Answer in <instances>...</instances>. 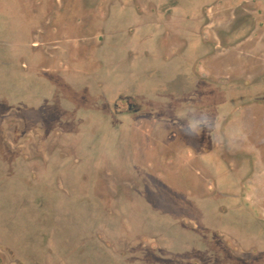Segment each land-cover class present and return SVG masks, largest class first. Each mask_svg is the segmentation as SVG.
<instances>
[{
    "label": "rangeland",
    "instance_id": "1",
    "mask_svg": "<svg viewBox=\"0 0 264 264\" xmlns=\"http://www.w3.org/2000/svg\"><path fill=\"white\" fill-rule=\"evenodd\" d=\"M186 1L180 2V9L191 12L204 2ZM22 2L0 0V91H9L0 92V247L9 244L15 255L20 253L32 264H191L188 259L192 257L187 255L196 254L200 255L196 264H264V77L257 81L239 75L216 77L211 85L203 83L199 90L187 92L181 101L169 96L167 84L175 65H156L153 52L147 55V49L136 45H146L143 31L148 24L143 22L147 17L143 7L148 5L144 0L131 2L143 15L130 4L128 8H111L112 0H64L63 5L53 0L50 7L56 15L49 28L58 40L54 45L61 50L69 48L71 55L57 66L49 63L47 71L36 69L31 63L34 55L27 48L31 49L35 29H41L46 19L36 21L24 12L29 8ZM69 2L71 15L66 6ZM208 3L220 10L231 5L225 8L226 15L231 13L236 19L244 5L247 9L252 7L245 0ZM152 4L159 9L169 2ZM84 6L101 27L91 24L92 19L87 22L91 26L84 25L87 12L81 13L79 8ZM219 25L213 30L222 40L223 25ZM153 27L151 43L162 38L158 34L160 27ZM129 37L134 38L135 49L129 46ZM239 39L235 37L230 44ZM40 42L45 45L40 49L43 53L49 43L42 39ZM168 53L165 50V55ZM146 65L149 87L142 93L137 82L133 86L131 82ZM235 67L240 69L238 63ZM30 75H44L54 81L44 89L45 94L49 91L48 99L38 101L50 116L53 113L76 119L99 118L102 109L101 123H64L59 131L70 144L65 148L69 155L75 156L73 148L77 144L86 151L87 167L94 158L98 170L103 164L104 172L112 170L109 165L132 172V176L124 178L130 186L120 187L123 193L118 197L119 183L104 178L102 195L112 197L111 205L106 203V207L112 208L111 214L118 218L117 228L104 223L103 218L109 214L106 207L82 201L83 195L79 194L87 190L90 178L85 179L79 167L61 166L62 171L72 173L75 191L71 189L70 199L63 198L53 192L59 186L57 177L56 182L55 177L46 176L45 182L33 183L45 169L32 163L31 141L21 148V153L12 151L15 136L25 134L20 125L31 121L34 115L30 110H12L17 108L9 106H18L20 99L10 91L15 90L22 77ZM130 88L137 89L138 98L142 94L148 105L149 118L141 119L139 130L131 127L138 123L136 119L121 121L105 114L114 105L111 98L120 91L126 95ZM180 102L184 107L177 111ZM251 109L255 113H250ZM229 121L231 137L239 146L252 150L250 153L230 149L233 145L228 140ZM148 122L159 123L163 129L149 132L147 128L152 124ZM194 122H198L200 131H192L190 124ZM46 131L51 136L57 132ZM166 140L171 141L172 148L176 145L177 153L162 156L161 164L148 147L140 148L145 141L158 147ZM92 143L96 145H88ZM201 143L214 151L203 158L189 159V151L195 155V147ZM107 161L112 163L108 165ZM177 170L180 175L174 173ZM50 180L53 188L47 186ZM140 232L154 238L147 245L159 250L145 252L141 246H129L128 241L118 243V247L111 241L100 242L103 235L111 240V236L135 235L137 244ZM165 239L168 248L160 249ZM97 240L99 245L90 242ZM46 246L52 248L50 255L44 252ZM131 255L135 256L134 261L126 258Z\"/></svg>",
    "mask_w": 264,
    "mask_h": 264
},
{
    "label": "crops",
    "instance_id": "2",
    "mask_svg": "<svg viewBox=\"0 0 264 264\" xmlns=\"http://www.w3.org/2000/svg\"><path fill=\"white\" fill-rule=\"evenodd\" d=\"M144 1L148 6L143 7V11L147 15V17L144 18L143 22L148 24L149 29L147 28L143 31V40L146 45L142 47L141 45H139V42H137L139 44L136 45L140 46L145 51L147 49V55L148 53L153 52L154 59L156 60V65L163 66L169 65V63L175 65L176 68L173 71V76L169 79V82L176 80L178 77H183L185 79L183 81L184 88L187 87V83L189 82L195 84L199 90L203 83H208V85H211V82H213L216 77L223 78L239 75L246 76L247 78L254 79L255 81L261 79V77H264V0H245L246 4L249 3L248 6L252 5V7L250 9H247V6L244 5V7L241 9V13L238 19H236L235 16H231V13L228 14V16L226 15L227 10L225 8L228 6L223 7L222 10L217 9V7L213 9L208 6V0H204L202 4L193 7L192 12L190 10H184L183 8V10L180 9V2L182 0ZM188 1L198 2L199 0H187L186 2ZM152 2H159L161 5L169 2V5L157 9V6H154ZM227 2H229L230 4V0H227ZM130 5L134 6L135 4L132 3ZM130 5L126 7L118 6L117 8H128L130 7ZM230 6L231 5H229L228 8H230ZM135 8L137 9V7ZM143 11L137 9L138 14L140 15H143ZM24 12H29L28 14L32 15L36 21L42 20L41 18L45 16V14L43 13L44 11H42L41 9L36 10V12H33V9H24ZM216 19L222 20L220 21V23H218L217 21H215ZM94 24L95 27H101L98 25V22H95ZM219 24L223 25L222 30L220 31L222 40H218L220 38L219 36H217V34L214 33L213 30L214 28H218ZM155 25L160 27L158 34L161 35L162 38L154 39V43H151V35L152 33H155V30H153L152 28H154L153 26ZM40 32V28H38V30L35 29L34 36ZM235 37H239L240 39L238 40V42L230 44ZM36 39H32L33 42L30 45L31 49L27 48V50H31L34 55V59L33 61H31V63L36 67V69L42 68L43 70L47 71L50 69L49 63H53L57 66L62 63L63 59L70 58L69 54L65 58V56L63 55L64 52H61L60 49H58L59 51L57 52L58 57H56L55 53H52L51 51L45 54L35 53L33 51V45ZM127 40L129 41V46L132 47V49H135L134 46L136 42L134 38L129 37ZM165 50H168L169 52L167 55H165ZM147 58L150 60L149 56ZM236 63L240 65V69L238 71L235 67ZM45 65H47V68ZM147 66L148 65H146V68L137 71L138 75L136 77H133V80L131 82L132 86L137 82L138 90H148L149 79L146 76V70L149 69L147 68ZM52 83H54V81L50 77H46L44 75H30L29 77H22V79L18 83H16L15 90L10 91L14 92V96L20 99L17 104L18 106L10 108H17L12 110H16L18 113H24L30 110V114L34 115V117L32 116L33 119H31V121L37 120L38 123L43 124L41 125L42 127L47 130L51 129L52 131L60 129L61 126L64 125V123L86 124L102 122V117H84L83 119H76L71 115L54 116L53 113L52 116L48 115L45 111H43L42 104H40L38 101L43 100L44 98L48 99L49 91L47 94H45L44 89L50 87ZM7 91L8 90L0 92ZM122 94L124 95L125 93L122 91H120L118 94L116 93L111 98L112 103L117 104V102L121 99ZM234 94L235 93H233V96L235 97ZM126 95H130V93L126 91ZM184 95H186V93ZM184 95H182V97ZM256 103L257 102H255V104ZM251 108H253V106ZM100 111L102 112V109H100ZM250 113L253 114L255 113V111L251 109ZM230 121L227 125L229 145H233L230 147V149L232 148V151L236 152L250 153L252 150L248 149V147L245 148L239 146L238 141L234 140V138L231 137ZM148 124H152L147 128L149 132H156L163 129L161 127H158L159 125H161L159 123L148 122ZM142 125V122H140L137 124H132L131 127L133 129L137 127V129L135 130H139ZM51 138L52 137L49 134L47 139L50 140ZM57 143L60 142L57 141ZM62 144H64L63 141ZM154 144L156 143L152 141H145V143H143L140 148H144L145 146L146 148L148 147V152L155 155V158L159 164L163 162L162 156H165L168 153H177V149L175 147L176 145H173L172 148L170 140L160 142L158 147H156V145ZM55 145L56 142L53 144V146ZM88 145H96V143ZM76 146V151L82 153V155H79L78 157L81 161L79 165L75 166V162L71 158H60L59 152L57 150H54L53 155H51V157L49 158V165H51L50 168H54V165L58 164H67L72 165V167L70 168L79 167L83 172L93 170L94 175H97V160L94 158L90 159L89 165L87 167L88 159L85 155L86 151L81 148L80 144H77ZM209 150L211 149H208V144H198L195 147L196 154L194 155L193 151H189L188 158H193V156L203 158L205 157V155H207ZM35 162L36 160L32 158V163ZM100 163L103 162L101 161ZM111 163V161L106 162V164L108 165ZM102 166L103 164L99 165V170L101 171L104 170L103 168L101 169ZM109 166L111 169H116L111 165ZM52 172L54 173L45 170L42 173L41 178H43V176L53 178L57 176L55 171ZM174 173L176 175L181 174L178 170ZM71 174V172L66 173V176L64 177H68ZM40 183L41 182L39 181L37 182V184ZM47 186L53 188V180H50L47 183ZM68 188L72 189L73 192H75L73 187L68 185ZM57 190L53 188V192H55L57 195H59L58 193H60L61 197H63L60 189L57 188ZM163 243L164 248H168V239H165ZM196 249L198 250V248ZM187 256L192 257L188 259L191 264H196L195 260L199 261L200 258L199 254H196L195 256Z\"/></svg>",
    "mask_w": 264,
    "mask_h": 264
},
{
    "label": "flooded vegetation",
    "instance_id": "3",
    "mask_svg": "<svg viewBox=\"0 0 264 264\" xmlns=\"http://www.w3.org/2000/svg\"><path fill=\"white\" fill-rule=\"evenodd\" d=\"M22 1H23L21 3L22 6H24V4H25L29 9L34 8L33 12H36V10L41 9L42 11H44L43 13L45 14V16L42 19H46V22H43L44 24L40 29L41 32L38 34L35 33L36 34L35 39H36V37H37V39L35 40V43L33 45V48H34L33 51L35 53H41V54H45V53L51 51L52 53H55L56 57H58L57 52H53V50L60 49L58 46L54 45V44L58 43V40L55 38V36H56L55 31H53L52 29L49 28L50 21L56 15V13L54 11H52L51 7H50V2H53V0H22ZM98 1H99V3H102L103 0H98ZM113 1H114V3H112ZM133 1L132 0H130V1L124 0V2H127V3L122 4L121 0H112V2H110L109 6L111 8L118 7V6L126 7L129 4H131V2H133ZM33 2H34V4H33ZM63 2H64V0H56V3H62V5H63ZM31 3H32L33 7L31 6ZM70 4H71V2L66 4V6L68 7V12H69L68 15H71V12H72V10H70V8H69ZM79 8L81 10V13L87 12V15L85 16V19H86L85 24H84L85 26H90L91 24H93L97 21V19L93 18L91 16V13H89L86 10L85 6L79 7ZM139 10H140V8H139ZM90 19H92V20H90ZM89 20L92 21L91 24H87V22ZM207 23H208V21H207ZM41 39L43 41L49 43V45H46V48L44 49L43 53L40 52V49L45 45H43L44 43L40 42ZM37 50H39V51H37ZM69 50H70L69 48H63L61 50V52H64L63 55L65 56V58L68 56V54H69V56L71 55L70 54L71 52L69 53ZM167 85H168V89H167L166 94L175 98L177 101H181L179 99L185 93L190 92V91L194 92V91L198 90V87L195 84H192L189 82L187 83V87L184 88V82L181 80V77H178L176 80L169 82ZM47 87H48V85H47ZM136 91H137V89L130 88L129 89L130 95H123L121 97V99L117 102V104L113 103L114 104L113 106L108 107L110 112H106L105 114L110 115V117L112 119L121 120V121H123V120H135L136 119L138 121V123L142 122V120H141L142 118H145V117L149 118L146 116L147 110H148L147 109L148 105H146L144 103L143 97L141 96L142 94L138 98ZM139 91H142V90L140 89ZM143 92L144 91H142V93ZM12 95H14V94H12ZM0 104H1V102H0ZM9 107H12V104ZM176 107H178L177 111H179V110H183L184 106L180 102L179 106H176ZM99 116L103 118L102 112L100 113ZM29 122H31V124H29ZM41 125H43V124L38 123L37 120L27 121V123L23 122L20 125V129H21V132L25 133V134H22V137L15 136V140L11 144L12 145V151L14 153L15 152L21 153V148L28 146L29 145L28 142L31 141L32 144L29 145V147L31 148L32 154L34 155L33 159L36 160V162L38 161L36 164L38 166H40L41 168L47 170L48 172L54 173L52 171H55L57 176H55L54 182H56V177H57V180L59 183L58 188L60 189L63 197L70 199L73 195V192H71V189L68 188V185L74 188V183H72V181H74V180L71 176L63 178V176H66V173H70V172L69 171L68 172L62 171L61 170V166H62L61 164H58V166H59L58 169H56V165H54V168H50L51 165H49V163H50L49 158L51 157V155H53L54 150H57L59 152L60 158H62V157L71 158L75 162L74 163L75 166H77L81 162L80 158H78V157H79V155H82V154H79V155L77 154L78 152L76 151V149H77L76 145L73 148V151L75 152V156L69 155L68 152L65 151L66 146H70V144H68L69 142H67V141H65V139H63L62 136L64 135V133L63 132L60 133V131H59L61 128L58 130H55V132L56 131L57 132L54 133L53 136H51L52 138L50 140H48L47 138L49 136V132H47L46 131L47 129H45ZM17 137H18V140H16ZM57 141H59L60 143H57ZM62 141L64 142V144H62ZM55 142H56V145L53 146V144ZM213 151L214 150H209L208 153H211ZM232 152H234V151H232ZM70 166L72 167V165H70ZM34 172L36 173L37 170L34 169ZM81 173L85 179L90 178V185H89V187H87V190H82V192L79 194V195H83L82 201L87 202L88 204H91V206H94V207L99 206L102 208L107 206L106 203L108 204V206H110L112 203V202H109L110 200H112V197L109 198L108 195L107 196L102 195V186H103V184L106 183L104 178H107V179L112 178L113 180H115L119 183L118 187H116V192H117L116 197H118V196H122L121 193H123V191H120V187L125 188L126 186H130L129 182L125 181L124 178L132 176L131 175L132 172L129 169L121 170L118 168L108 170L107 172H104V170H102V171L98 170L97 175H94L93 170H89L86 172L81 171ZM103 173H107L108 175L103 176ZM45 177L46 176H43V178H41V175H39V173H38V175L35 176L33 183L37 185V182L38 181L42 182V180H44ZM67 180H68V182H67ZM44 182H45V180H44ZM105 190H106V187H105ZM108 192H110V191L108 190ZM234 196L238 197V195H234ZM104 209H106L108 211V212L107 211L106 212L109 213L107 215L105 214L106 219L103 218L104 223L109 222L110 224H112L113 226H115L117 228L118 227V218L113 216V214H111L112 212H110V209H112V208L109 209V207H106ZM139 235H140V237H139L137 244L134 243L135 239L133 237L136 238L135 235H117L116 237L111 236L112 240L110 239V237L103 235V236H100L101 237L100 242L109 243V241H111V243H115V247H118V243L123 242V241H128V243L130 244L129 246H133L134 248L136 247V249L141 246L145 252L154 251L156 249L159 250V247L155 248L154 246L151 247V246L147 245V244H149V240L154 241V238L146 236L145 233H143V232H140ZM130 239H132V240H130ZM2 242L4 243L7 241L2 239ZM90 242H95L96 244H98L99 240L90 241ZM105 246L109 247V244H105ZM45 248H47L48 251L44 250V252H46L48 255H50V253L52 252V248L50 246H46ZM134 248H132V249H134ZM110 249H112L111 246H110ZM160 249H165L164 243L161 244ZM116 251H118V250L116 249ZM23 257L24 256L20 255V253L15 255L14 251H12L9 244L4 243L0 247V264H32V263L26 262V260H24ZM134 257H135L134 255H131L130 257L127 256L126 258H131V260L134 261V259H135Z\"/></svg>",
    "mask_w": 264,
    "mask_h": 264
},
{
    "label": "clouds",
    "instance_id": "4",
    "mask_svg": "<svg viewBox=\"0 0 264 264\" xmlns=\"http://www.w3.org/2000/svg\"><path fill=\"white\" fill-rule=\"evenodd\" d=\"M190 127H191L192 131H194V132L200 131L199 126H198V122L191 123Z\"/></svg>",
    "mask_w": 264,
    "mask_h": 264
}]
</instances>
